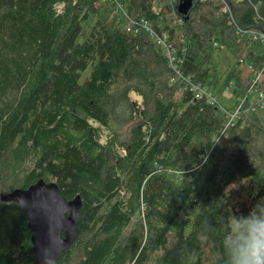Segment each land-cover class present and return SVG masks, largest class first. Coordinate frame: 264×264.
<instances>
[{
  "label": "trees",
  "instance_id": "trees-1",
  "mask_svg": "<svg viewBox=\"0 0 264 264\" xmlns=\"http://www.w3.org/2000/svg\"><path fill=\"white\" fill-rule=\"evenodd\" d=\"M154 1L128 0L127 13L168 33L185 54L180 69L116 17L86 36L99 0H0V264H35L25 213L1 197L41 180L82 201L78 235L56 264H226L224 221L264 201L257 108L228 124L183 79L219 97L212 60L226 47L233 96L253 106L249 95L264 91V44L238 35L220 3L193 0L186 18L181 0H157L158 14ZM227 1L239 27L263 28L264 0Z\"/></svg>",
  "mask_w": 264,
  "mask_h": 264
},
{
  "label": "water",
  "instance_id": "water-1",
  "mask_svg": "<svg viewBox=\"0 0 264 264\" xmlns=\"http://www.w3.org/2000/svg\"><path fill=\"white\" fill-rule=\"evenodd\" d=\"M192 5L193 0H183L177 10L188 18ZM1 199L18 204L25 213L35 264H56L61 254L74 243L82 208L80 196L67 200L56 182L41 180L26 189L11 191Z\"/></svg>",
  "mask_w": 264,
  "mask_h": 264
},
{
  "label": "built area",
  "instance_id": "built-area-1",
  "mask_svg": "<svg viewBox=\"0 0 264 264\" xmlns=\"http://www.w3.org/2000/svg\"><path fill=\"white\" fill-rule=\"evenodd\" d=\"M111 2H117L116 0H110ZM183 0L177 2V5L182 2ZM200 2H206L211 1L213 4L220 3V12L223 16L227 18L228 21H231V24L234 23V29L235 32L238 35H248L252 40L255 41H261L264 44V21H263V28L262 29H256V30H245L239 27L234 18V14L232 12V9L228 3L227 0H199ZM236 2H243L244 0H235ZM118 4V3H117ZM59 12L61 11L59 8L57 9ZM257 11V8H255ZM152 11L155 14H158L162 11V4L160 1L158 2L155 0L152 4ZM111 17H116L118 19V22L120 24H123L126 27V30L128 32L132 33H138L141 30H144L149 34V36L153 39L155 42V45L157 47L162 48L166 56L168 58V62L171 68L173 69H180L182 65L184 64L185 60V54L177 55L176 54V47L175 44L170 40V36L167 32L158 33L151 25V22L148 19L145 18H131L127 11L124 10L123 4L119 1V7L115 9V12H113V15ZM179 23H183V20L181 18L178 19ZM182 43H184V39H181ZM222 47L218 42H213L214 48ZM185 50V47L183 48ZM178 74L181 76L178 70ZM260 77V74L256 77L258 79ZM185 82L190 86V89L194 92L195 99H201L205 98V100L213 106H216L220 108L224 113L226 118L228 119V124L231 123L234 119L239 117V115L244 111V113H251L256 108H259L258 106L264 105V92L262 91H254V93H257V99L255 105L250 106L248 108H244V102L246 98L240 99L239 103L235 105L234 107L227 109L225 106L222 105L219 97L210 89L206 88L205 86L201 84L192 83L189 78H183ZM232 86V84L230 85ZM252 94V93H251ZM249 95V94H248Z\"/></svg>",
  "mask_w": 264,
  "mask_h": 264
},
{
  "label": "clouds",
  "instance_id": "clouds-1",
  "mask_svg": "<svg viewBox=\"0 0 264 264\" xmlns=\"http://www.w3.org/2000/svg\"><path fill=\"white\" fill-rule=\"evenodd\" d=\"M222 246L226 264H264V201L257 202L246 216H228Z\"/></svg>",
  "mask_w": 264,
  "mask_h": 264
},
{
  "label": "rangeland",
  "instance_id": "rangeland-1",
  "mask_svg": "<svg viewBox=\"0 0 264 264\" xmlns=\"http://www.w3.org/2000/svg\"><path fill=\"white\" fill-rule=\"evenodd\" d=\"M117 2H111L109 0H99L98 4L100 6V11L97 14L96 17H92L88 22H86L84 24V28L87 31L86 32V36L89 33V28L91 27V25L96 21V20H106L109 19L112 15L113 12H115V9L119 7V1H121L120 3L123 4L124 6V10L127 11V6H128V0H116ZM118 3V4H117ZM62 5H57L56 8L58 9H62ZM85 36V37H86ZM84 36H80L79 37V41H83L85 39ZM212 62L214 63V65L217 66L218 72L221 76V81L219 83V95L220 97L221 94L223 92H225V94L227 96H229L227 94L226 91H232V86H230L231 84L233 85V80H231V76L232 73L234 71V62H235V58L234 56L227 50L226 47H222L221 50L217 51V53L215 54V56L213 57ZM87 75V73L85 72L83 74V78H85ZM230 83V84H229ZM229 84V87H228ZM264 92V91H263ZM132 102L135 103L136 105V110L142 109L143 108V98L138 95L136 92L131 91L129 94ZM233 96H231V99H222V105L225 106L227 109H230L234 104L239 103L240 99L236 100V102L234 103L235 99ZM250 100L253 104L256 103V99H257V93L254 94H250L249 95ZM259 108H257V113L258 115L264 119V105L258 106ZM110 137V133L106 130H103L101 133V142L102 143H106L107 140ZM121 153L124 154V151L121 150Z\"/></svg>",
  "mask_w": 264,
  "mask_h": 264
},
{
  "label": "crops",
  "instance_id": "crops-1",
  "mask_svg": "<svg viewBox=\"0 0 264 264\" xmlns=\"http://www.w3.org/2000/svg\"><path fill=\"white\" fill-rule=\"evenodd\" d=\"M226 92H227V94H228L229 96H227V95L225 94V92H223V93L221 94L222 97L219 96V99H220L221 103H222V99H231L230 97L233 96V92H231V91H226ZM233 97H234V96H233ZM233 97H232V98H233ZM234 99H235V101H234V103H235L236 100H238V98L234 97ZM235 105H237V104H234L232 107H234ZM232 107H231V108H232Z\"/></svg>",
  "mask_w": 264,
  "mask_h": 264
}]
</instances>
